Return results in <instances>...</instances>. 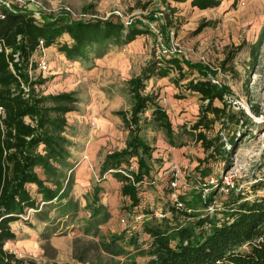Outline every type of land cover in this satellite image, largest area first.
I'll use <instances>...</instances> for the list:
<instances>
[{"label":"trees","instance_id":"trees-1","mask_svg":"<svg viewBox=\"0 0 264 264\" xmlns=\"http://www.w3.org/2000/svg\"><path fill=\"white\" fill-rule=\"evenodd\" d=\"M161 1L165 5L162 18L152 13L147 19L156 24L169 46L175 7ZM172 1L189 2L192 8L207 10L228 0ZM209 25L210 22L199 24L193 34L201 33ZM149 33V27L125 26L117 17L74 18L66 10L45 13L28 6L13 5L8 9L0 5V264H38L4 248L5 243L16 239L11 223L29 210L35 212L37 220L67 226L80 209L71 194L72 142L65 136L66 115L74 111L78 99L74 92L43 94L37 89L47 80L33 79L30 74L35 69L34 54L41 48L56 46L66 60L93 66L94 60L102 58L110 48L129 44ZM263 37L264 29L250 46L252 67L258 60ZM185 68L199 76L187 81L183 88L199 95L201 101L197 119L185 130L203 150L204 157L198 163L200 180L210 175V163L220 161L225 166L231 163L239 139L235 132L229 134L232 128H239L240 134L249 131L247 136L252 133L255 124L249 116L241 108L233 110L225 99L231 93L230 88L212 82L215 71L200 62H191L177 51L152 56L137 75L126 81L131 100L129 110L114 112L127 130L124 146L107 153L99 168L101 176L109 173L121 183L120 193L129 199L131 212L139 206V186L151 177L156 162L152 157L154 148L143 132L162 131L170 146H183L176 144L169 116L159 104L157 94L146 90L147 82L175 71L178 77L173 81L177 83ZM216 124L219 129L213 132ZM247 126L251 130H244ZM132 162L135 169H131ZM226 188L220 209L211 213L206 209L214 203V190L204 193L201 187L178 195L161 212V218L146 211L142 232L149 239L147 245L139 242L136 233L113 234L100 244L103 251L118 254L121 245L132 247L134 252L123 250L122 253H127L125 260L105 264H264V179L252 183L250 192L234 186ZM93 195L94 202L86 204L90 210L88 229L108 217L96 198V188ZM52 210L56 215H49ZM136 257L144 261L138 263Z\"/></svg>","mask_w":264,"mask_h":264},{"label":"rangeland","instance_id":"rangeland-1","mask_svg":"<svg viewBox=\"0 0 264 264\" xmlns=\"http://www.w3.org/2000/svg\"><path fill=\"white\" fill-rule=\"evenodd\" d=\"M36 1L39 5L32 8L37 11L66 10L74 18L128 19L132 25L149 27L150 33L136 37L129 44L110 48L106 55L94 60L93 66L66 60L57 52L56 46L39 49L34 54L35 69L30 70V74L33 79L47 80L37 89L43 94L74 92L78 99L74 111L66 115L65 136L72 142L69 160L73 165L74 184L71 194L80 209L67 226L37 220L35 212L29 210L11 223L16 239L5 243L6 250L38 264L123 261L127 253L122 251L134 252L132 247L118 243L122 249L115 254L103 251L100 244L107 242L113 234L125 232L136 233L139 242L146 246L149 239L142 232L143 213L146 211L161 218V212L172 205L178 195L201 187L204 193L214 190V203L206 209L211 213L220 209L227 193L226 187L234 186L237 190L250 192L252 183L264 179V37L253 67L250 57V46L264 29V0H239L237 3L228 0L207 10L192 8L189 2L165 0L175 7L169 29V46L158 33L156 24L147 19L152 13L163 11L165 5L161 0ZM89 5L92 8L86 10ZM157 16L162 18V15ZM208 22L210 25L201 33L193 34L199 24ZM170 49L215 71L214 80L231 90L225 99L232 109H243L255 125L249 136L246 135L249 131L240 134L239 128H232L229 134L235 132L239 139L231 163L228 166L220 161L210 163V175L200 180L198 163L204 157L203 150L185 130L197 119L201 101L199 95L183 88L187 81L199 76L185 68L177 83L173 81L178 77L175 71L161 79L151 78L146 90L157 94L159 104L171 121L175 142L183 146H170L162 131L147 129L143 132L144 138L154 148L152 157L156 162L151 177L139 186L140 203L131 212L129 199L120 193L121 183L109 173L101 176L99 168L104 156L122 148L127 137V130L114 115L115 111L130 108L126 81L137 75L152 56L166 55ZM40 60L47 64L44 72L40 70ZM223 61L225 63L221 65ZM214 104L220 106L218 101ZM218 129L216 124L213 132ZM244 130L251 128L247 126ZM135 167V162H132L131 169ZM204 184L210 187H204ZM95 188L96 198L105 207L108 217L95 228L88 229L90 210L86 204L94 202ZM49 215L54 216L56 212L52 210ZM136 261L142 263L144 259L136 257Z\"/></svg>","mask_w":264,"mask_h":264},{"label":"built area","instance_id":"built-area-1","mask_svg":"<svg viewBox=\"0 0 264 264\" xmlns=\"http://www.w3.org/2000/svg\"><path fill=\"white\" fill-rule=\"evenodd\" d=\"M0 5L5 6L8 9H11L13 7V5L32 7L34 5H39V3L36 0H0ZM35 14L37 15L38 12H36ZM157 15H162V13L155 14L154 16L155 17H158ZM121 21L123 22V24L125 26L131 24V21L128 20V19H121ZM40 44H41V42H40ZM1 49H2V44L0 43V50ZM41 49L43 50V48H41ZM175 51L176 50L172 51L170 49L168 53H172V52H175ZM39 67H40V70H42L43 72L46 71L47 70V64H46V62L44 60H40L39 61ZM214 79L215 78L212 79V82L213 83L220 84L218 81H216ZM0 112H1V108H0Z\"/></svg>","mask_w":264,"mask_h":264}]
</instances>
